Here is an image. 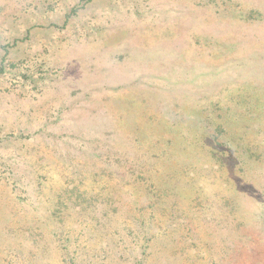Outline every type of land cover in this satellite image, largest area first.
<instances>
[{"label":"rangeland","instance_id":"1","mask_svg":"<svg viewBox=\"0 0 264 264\" xmlns=\"http://www.w3.org/2000/svg\"><path fill=\"white\" fill-rule=\"evenodd\" d=\"M0 264H264V0H0Z\"/></svg>","mask_w":264,"mask_h":264}]
</instances>
